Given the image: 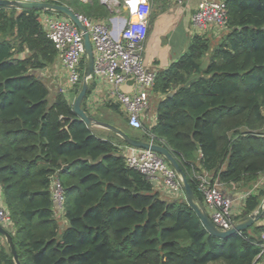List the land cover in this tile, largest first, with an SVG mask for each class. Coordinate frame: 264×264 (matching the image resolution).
<instances>
[{
	"label": "trees",
	"instance_id": "16d2710c",
	"mask_svg": "<svg viewBox=\"0 0 264 264\" xmlns=\"http://www.w3.org/2000/svg\"><path fill=\"white\" fill-rule=\"evenodd\" d=\"M47 1L87 19L111 14L99 0ZM224 1L220 37L194 35L183 55L156 72V122L127 133L168 148L203 208L196 174L247 189L264 173V0ZM41 13L0 6V190L20 263L259 264L264 221L225 239L209 234L182 198H165L127 167L120 137L95 135L73 101L51 96L41 72L58 53ZM80 74L82 82L84 58ZM53 181L62 189L61 219ZM263 194L249 195L236 219L253 212ZM0 264H14L6 248Z\"/></svg>",
	"mask_w": 264,
	"mask_h": 264
},
{
	"label": "built area",
	"instance_id": "2783aa9c",
	"mask_svg": "<svg viewBox=\"0 0 264 264\" xmlns=\"http://www.w3.org/2000/svg\"><path fill=\"white\" fill-rule=\"evenodd\" d=\"M47 1V0H26ZM85 2L86 0H81ZM180 4L183 0H170ZM105 5H113L126 12L124 26L118 35L113 33L103 20L87 19L81 15L93 50V73L91 81H101L106 85V100L118 105L126 118L127 125L132 129H140L143 115L149 108V91L155 82L156 72L146 67L143 62V40L146 35L147 22L150 13L148 0H102ZM42 24L47 36L53 42L58 60L65 72L66 82L59 88L60 93L67 96L81 81L80 64L84 58V43L82 34L77 26L68 18L53 13H41ZM195 27L204 30L211 26L223 32L227 25L226 4L224 0H200L192 16ZM131 89L124 91L123 86ZM130 152L123 153L127 167L137 170L162 193L174 198H182L181 183L174 170L157 153L129 146ZM197 188L200 192L204 209L210 220L220 230L229 229L239 215L241 205L249 195H258L263 189L264 173L260 174L251 188L233 191L234 185L228 188L209 174H196ZM233 190H232V189ZM53 200L55 205L62 208L63 195L58 182L53 181ZM264 196V195H263ZM264 221V210L262 218ZM0 224L8 230L11 219L0 190ZM259 264H264V231L258 242Z\"/></svg>",
	"mask_w": 264,
	"mask_h": 264
},
{
	"label": "crops",
	"instance_id": "0c3cea01",
	"mask_svg": "<svg viewBox=\"0 0 264 264\" xmlns=\"http://www.w3.org/2000/svg\"><path fill=\"white\" fill-rule=\"evenodd\" d=\"M89 1L91 0H86L85 2ZM148 1L151 10L148 17L146 35L143 40V62L147 68L155 72L166 69L171 63L183 55L194 35L202 34L210 39H218L222 34V32L211 26L201 30L193 25L192 16L200 0H183L180 4L172 3L170 0ZM99 2L103 3L102 0H99ZM106 6L111 14L102 20L109 28L113 29L115 35H118L119 30L124 26L123 19L127 17V14L121 7L117 10L111 6ZM119 18L123 19L119 20ZM48 68H51L52 82L56 84L54 82V80H56V85L58 86V84H60L58 80H63L62 84L64 85L66 76L58 58L57 61ZM93 84L94 86L84 101V109L96 119L112 124L126 133L132 131L133 129L126 125V118L119 107L118 110L109 107V104L112 103L106 100V85L101 81H94ZM48 88L49 90L51 89L49 86ZM122 89L124 91H129L131 89V84L123 86ZM71 94L72 93H69L66 96L69 101ZM160 98L161 95L155 94L153 88L149 91V108L143 115L144 124L148 126L155 124L156 103ZM91 128L93 133L99 137L108 139H113L114 137L109 130L100 127ZM118 146L121 152H130L129 145L119 144ZM163 196L167 199H172L166 194ZM65 224L66 221L63 220V226H65ZM11 230L12 228H8V231L11 232ZM0 248L7 249V245L2 236H0Z\"/></svg>",
	"mask_w": 264,
	"mask_h": 264
},
{
	"label": "water",
	"instance_id": "95a60500",
	"mask_svg": "<svg viewBox=\"0 0 264 264\" xmlns=\"http://www.w3.org/2000/svg\"><path fill=\"white\" fill-rule=\"evenodd\" d=\"M0 6L16 7L20 9H34L39 11H49L57 14H61L64 17L70 19L79 29L82 34L84 43V64H85V74L82 78L81 86L75 95L72 102V110L76 114L77 118L82 120L88 127H100L119 136L127 145L131 147H137L142 149H148L157 153L161 158H163L168 165L174 170L176 176L178 177L181 187L183 190V200L187 205L194 210L196 215L199 217L202 225L209 232V234L225 239L239 233L250 226L254 225L256 222L260 221L262 218L264 210V196L261 199L258 207L251 213L241 217L235 222L229 229L220 230L215 224L212 223L205 209L198 203L195 194L189 184L184 170L181 168L178 161L175 159L174 155L163 145L155 144L153 142L145 141L142 139H137L131 137L126 132L120 128L113 126L107 122L101 121L89 114L83 107L82 103L89 89V82L94 77L93 73V50L92 45L89 40L88 32L78 15L75 14L68 6L64 4H58L49 1H26V0H0ZM209 60L205 58L201 63V69H205L208 66ZM131 84V80L128 82ZM196 148L199 149L198 143H195ZM155 185L154 182H152ZM0 235L5 240L9 254L14 262V264H21L17 255L15 244L13 243L11 234L0 224Z\"/></svg>",
	"mask_w": 264,
	"mask_h": 264
},
{
	"label": "rangeland",
	"instance_id": "374dc122",
	"mask_svg": "<svg viewBox=\"0 0 264 264\" xmlns=\"http://www.w3.org/2000/svg\"><path fill=\"white\" fill-rule=\"evenodd\" d=\"M111 7H114L113 5H111V4H109ZM57 14V13H56ZM41 74H43L46 78H47V81H48V85H49V87L51 88L49 91H50V93H51V96H53L56 92H60L59 91V88H61L62 86H63V84H62V81L63 80H58L59 82H60V84H58V86L56 85L57 84V81L56 80H54V82L56 83V84H54L53 82H52V80H51V68H48V69H46V70H43L42 72H41ZM51 84V85H50ZM81 86V82L80 83H78L77 84V87L79 88ZM74 98H75V94L74 93H72L71 94V96H70V102H72L73 100H74ZM110 103V102H109ZM128 130V129H127ZM232 189V188H231ZM243 189V188H242ZM240 187H237V186H235L234 185V190L233 191H236V192H238V191H240V190H242ZM263 189H264V185H263ZM264 195V194H263ZM263 195L259 198V200L261 201V199L263 198ZM55 212H56V216L58 217V219H61V215H60V208L58 207V206H56L55 205ZM240 213H241V211H240ZM239 213V214H240ZM261 221H263L262 219L260 220V221H258V222H256L254 225H252V226H250L249 228H247V230H248V232H252V230H253V227L254 226H256L258 223H260ZM61 222L63 223V221L61 220ZM246 230V229H245Z\"/></svg>",
	"mask_w": 264,
	"mask_h": 264
},
{
	"label": "clouds",
	"instance_id": "9594fccd",
	"mask_svg": "<svg viewBox=\"0 0 264 264\" xmlns=\"http://www.w3.org/2000/svg\"><path fill=\"white\" fill-rule=\"evenodd\" d=\"M8 231V230H7Z\"/></svg>",
	"mask_w": 264,
	"mask_h": 264
}]
</instances>
